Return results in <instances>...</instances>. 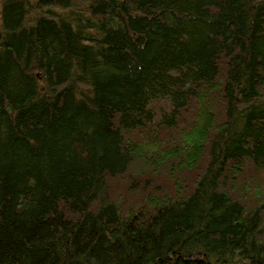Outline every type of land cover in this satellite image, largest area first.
Instances as JSON below:
<instances>
[{"label":"trees","instance_id":"trees-1","mask_svg":"<svg viewBox=\"0 0 264 264\" xmlns=\"http://www.w3.org/2000/svg\"><path fill=\"white\" fill-rule=\"evenodd\" d=\"M0 264H264V0H0Z\"/></svg>","mask_w":264,"mask_h":264}]
</instances>
